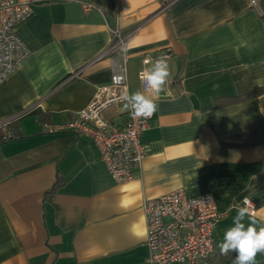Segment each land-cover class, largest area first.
<instances>
[{
  "label": "crops",
  "instance_id": "1",
  "mask_svg": "<svg viewBox=\"0 0 264 264\" xmlns=\"http://www.w3.org/2000/svg\"><path fill=\"white\" fill-rule=\"evenodd\" d=\"M18 1L32 6L15 30L30 55L0 85V123L10 119L0 128V264H146L142 202L178 190L212 196L221 218L210 264H232L236 253L222 255L218 243L245 199L264 225V94L221 100L264 87L260 0ZM137 26L127 90L141 91L137 76L157 57L171 76L141 135V169L117 184L89 137L45 130L110 84L109 58H98L113 31ZM121 108L104 114L116 128L127 122Z\"/></svg>",
  "mask_w": 264,
  "mask_h": 264
},
{
  "label": "built area",
  "instance_id": "2",
  "mask_svg": "<svg viewBox=\"0 0 264 264\" xmlns=\"http://www.w3.org/2000/svg\"><path fill=\"white\" fill-rule=\"evenodd\" d=\"M251 6L258 7L257 1L251 0ZM93 9L97 10L92 5H83L86 14ZM31 14L32 6L28 2L0 0V85L30 55L15 30ZM139 28L137 26L125 33L119 30L112 32L108 48L98 58H109L110 84L95 90L91 102L72 121L60 126L49 125L45 130L48 134L70 133L89 137L98 149L108 174L117 184L133 179L147 153L140 139L149 118H133L128 112L126 124L116 128L104 116L107 109L122 104L120 97L128 89L125 51L128 38ZM140 73L137 76L139 86L141 92L147 94ZM9 122L10 119L2 121L0 128ZM212 199L210 195L188 198L183 190H178L142 202L148 250L146 264H210L214 253V232L221 218ZM252 210L250 207V214Z\"/></svg>",
  "mask_w": 264,
  "mask_h": 264
},
{
  "label": "clouds",
  "instance_id": "3",
  "mask_svg": "<svg viewBox=\"0 0 264 264\" xmlns=\"http://www.w3.org/2000/svg\"><path fill=\"white\" fill-rule=\"evenodd\" d=\"M170 76L168 58L157 57L140 73L147 94L139 90L135 92L125 90L120 97L121 111L129 112L133 118H150L157 111V100L165 91ZM250 207L254 205L245 199L243 206L236 209L232 226L226 229L222 242L218 243L222 255L236 253L232 264H256L257 254L264 253V225L257 226V221L250 215Z\"/></svg>",
  "mask_w": 264,
  "mask_h": 264
},
{
  "label": "trees",
  "instance_id": "4",
  "mask_svg": "<svg viewBox=\"0 0 264 264\" xmlns=\"http://www.w3.org/2000/svg\"><path fill=\"white\" fill-rule=\"evenodd\" d=\"M260 4H261L260 8L262 9V11H264V0H260ZM262 18H264V15H262ZM262 94H264V87L256 88V89L248 92L247 94L242 95V97L239 96V97L224 98L221 101H223L225 104H228L231 102L253 99V98L260 96ZM223 102H219V104H223ZM5 141H6V138L3 137V135L0 133V145L2 143H4ZM55 187L56 186H54V188H52V190L50 192L46 193V199L51 198L52 193H54V191L56 189Z\"/></svg>",
  "mask_w": 264,
  "mask_h": 264
}]
</instances>
